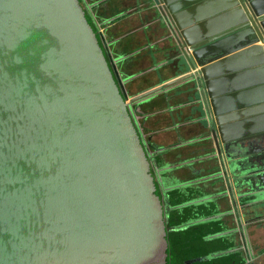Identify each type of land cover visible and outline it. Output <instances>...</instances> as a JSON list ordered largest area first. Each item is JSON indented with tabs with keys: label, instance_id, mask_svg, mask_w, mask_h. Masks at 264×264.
Returning a JSON list of instances; mask_svg holds the SVG:
<instances>
[{
	"label": "water",
	"instance_id": "obj_1",
	"mask_svg": "<svg viewBox=\"0 0 264 264\" xmlns=\"http://www.w3.org/2000/svg\"><path fill=\"white\" fill-rule=\"evenodd\" d=\"M149 9L203 82L235 202H264V0ZM156 90L124 98L79 0H0V264H167L128 111Z\"/></svg>",
	"mask_w": 264,
	"mask_h": 264
},
{
	"label": "flooded vegetation",
	"instance_id": "obj_2",
	"mask_svg": "<svg viewBox=\"0 0 264 264\" xmlns=\"http://www.w3.org/2000/svg\"><path fill=\"white\" fill-rule=\"evenodd\" d=\"M79 2L85 10V15L92 20L99 45L124 98L127 101H131L142 92L151 89L156 90L160 87V89L145 99L130 103L128 111L141 142L147 151L151 164V173L162 195L165 226L168 223L171 212L175 210L168 203V193L178 189L183 199L182 203L176 207L178 211L177 218L182 220L178 229L183 233H194L197 237L200 234L202 235L199 246H194L197 251L212 249L213 222L229 218V212L227 210L223 213L213 212V199L215 197L213 194V178L215 177H213V135L211 131L213 115L203 82L200 85H195L192 81L193 70L189 68L185 61L182 47H178L175 41L176 37H171L167 28L159 25V20L157 19L159 14L149 9L152 0H107L101 4L103 8L113 4V2L114 4L118 3V6L120 5L118 11L123 10L119 13L116 12L115 17L113 16L115 19L112 21L114 25H118V28L124 27V38L127 41L126 47L129 48L131 46L129 53L132 52L133 55L132 60L128 59L123 62L126 66H124L125 70L123 71L118 67L120 66L118 65L120 60L115 56L113 48L109 52L104 46L101 35L104 30V24L100 20L101 10L98 12V7L90 8V5H87L84 0H79ZM122 13L129 14L121 15ZM94 17L98 21H95ZM129 18H131V22H127ZM144 27L146 35L142 31ZM135 37L137 40L134 41ZM177 37L181 40L178 32ZM157 97H159V100H157ZM152 117L158 120L162 119L160 128L156 132L167 135L164 137V144L168 146V150L163 147L156 149L160 153H157V156L153 154L154 151L149 147L147 141V122ZM200 117L203 119L200 120ZM201 125L205 132L199 130ZM190 147L193 149L187 152L186 155L181 159L179 156V170L182 172L181 182L177 181L166 185L164 184L165 180L162 178L158 180L157 176L160 175L162 177L166 173V178L169 175V170L178 166L173 163L175 157L169 159L167 153L176 149L178 152L182 149L183 152L185 151L184 149ZM159 157L161 158L162 167L157 168L155 161ZM186 173L187 175L184 176ZM193 175H196V177ZM241 188L243 189L244 187ZM229 192L230 196L225 195L221 199L226 200L225 198H227L231 201L230 204L233 209L231 214L235 215L237 224L241 227L243 233L238 234L235 224V228L226 229L221 233V236L224 237L226 242L233 244L232 251L240 253L244 264H253L251 259L264 255V252L251 256L248 249L243 251L240 248L244 243L249 247V241H247L249 219L247 215L250 206L236 207L235 192L231 190ZM224 206L225 203H222V207ZM244 211H247V214ZM183 243L184 248L192 246L191 240L183 241ZM210 257L213 258V253L210 254ZM204 259L206 258H197L198 261ZM191 262L188 260L186 264Z\"/></svg>",
	"mask_w": 264,
	"mask_h": 264
},
{
	"label": "crops",
	"instance_id": "obj_3",
	"mask_svg": "<svg viewBox=\"0 0 264 264\" xmlns=\"http://www.w3.org/2000/svg\"><path fill=\"white\" fill-rule=\"evenodd\" d=\"M85 3L87 5H92V4H97V3H100V2H105L107 0H84ZM120 6V5H119ZM118 6V3H115L113 2V4L111 5H107V6H104L102 8V5H100V7L98 6V12L101 10L100 12V20L102 21V23L104 24V30H103V33L101 34L102 35V38H103V43H104V46L105 48L110 52L111 48H113V51L115 52V56L120 60V66L119 69L121 71L125 70L124 68L126 67L123 62L130 59L132 60L133 58V55H132V52L129 53V50L131 49V46H129V48L126 47L127 45V41H126V38H124L125 36V31H123V28L124 27H121V28H118L116 25H114V23L112 22L115 18V16L113 15L114 12H121V11H118V8H120ZM91 8V7H90ZM129 14V13H128ZM128 14H124L122 13L121 15H128ZM114 16V17H113ZM134 17V16H133ZM95 21H98L95 17H94ZM127 22H131V18H129L127 20ZM137 40V38L135 37L134 38V41ZM260 45V44H259ZM134 53V52H133ZM132 55V56H130ZM114 56V57H115ZM125 59V60H124ZM125 66V67H124ZM128 72V71H126ZM129 74V72H128ZM131 74V73H130ZM157 100H159V97H157ZM157 100H155L157 102ZM201 112L204 113L203 110H201ZM206 113V111H205ZM202 116V115H201ZM203 119L202 117H200V120ZM203 121V120H202ZM162 122V119L160 118L159 120L158 119H154L153 117L151 119H148V136H147V141H148V145L149 147L154 151V155L157 156L158 153L156 149H159L161 147H163L164 149L168 150V146H166L164 143H165V138L167 135H163V134H158L156 131L158 128H160V123ZM214 117H213V126H214ZM204 125V124H202ZM202 125L200 126L201 129V132H205L202 128ZM151 133V134H149ZM202 135V134H201ZM188 139V138H186ZM193 148L190 147V148H187V149H184L185 151L182 152V149H180V152L176 150H173L168 154V156L170 157V159H174L173 163H176L178 166L176 168H171L169 170V175L168 177L165 178V183L166 185H169V183H172V182H181L180 180H182V177H181V171L179 170V164H178V161H179V156H180V159L187 154V152H189L190 150H192ZM156 153V154H155ZM158 153V154H157ZM214 154L215 156H217L216 154V149H215V146H214V141H213V157H214ZM226 155L224 154L223 152V157H225ZM158 159L161 160V158L159 157ZM214 162L216 163L218 161V157H215V159H213ZM213 162V163H214ZM204 164V163H203ZM221 167L220 165V161H219V164L217 163V165H214L213 167V177L214 176H217L218 173H220V171L222 172V169L219 168ZM215 168V169H214ZM176 171V173H175ZM191 174V173H190ZM167 174L165 173L164 176H166ZM186 174H184V176H186ZM220 175V174H219ZM196 177V175H193ZM159 177V176H157ZM218 176L217 178L220 179V186L219 184L217 186H213V188H218L220 187L222 189V194L223 196L225 195H228L230 196V192L226 189V184L225 182L223 181L222 177ZM215 182V181H213ZM224 182V183H223ZM216 183V182H215ZM213 194L215 195L214 199H213V210L215 211V213H223L224 211H228L229 214H228V217L229 218H225V219H220V220H217L219 223H221V225L225 228V229H231L233 227L232 225V214H231V211H233L232 209V205L230 204V200L225 198L226 200L224 199H220L218 198V196L215 194V192L213 191ZM236 195V194H235ZM224 198V197H223ZM222 203H225V206L222 207ZM236 207H239L238 203L236 204ZM264 227L263 224H261V228ZM264 229V228H263ZM251 248V246H250ZM264 252V248H261L257 254L255 255H259L261 253ZM253 254V253H252Z\"/></svg>",
	"mask_w": 264,
	"mask_h": 264
},
{
	"label": "trees",
	"instance_id": "obj_4",
	"mask_svg": "<svg viewBox=\"0 0 264 264\" xmlns=\"http://www.w3.org/2000/svg\"><path fill=\"white\" fill-rule=\"evenodd\" d=\"M119 13V12H118ZM113 15H116L114 12ZM86 19L94 31V25L92 20L86 16ZM157 168L162 167L161 160L158 159L156 163ZM165 180V176L161 177ZM156 186V195L162 198ZM168 203L173 210L170 214L168 223L166 224L167 229V242H168V257L167 264H186V261H192L190 264H244V260L241 258L238 251H232L233 244L226 242L221 233L226 229L219 222H213V248L208 250L197 251L195 247L199 246V241H201V234L197 237L194 233L186 232L183 233L178 229L181 225V219L178 217V211L176 207L182 203L183 199L180 196V191L178 189L172 190L168 193ZM214 206V205H213ZM215 213V211L213 210ZM204 235V233H203ZM191 240L192 246L184 248L183 241ZM202 245V243H200ZM196 249V251H195ZM213 253V258L210 254ZM206 258L204 260L198 261L197 258Z\"/></svg>",
	"mask_w": 264,
	"mask_h": 264
},
{
	"label": "rangeland",
	"instance_id": "obj_5",
	"mask_svg": "<svg viewBox=\"0 0 264 264\" xmlns=\"http://www.w3.org/2000/svg\"><path fill=\"white\" fill-rule=\"evenodd\" d=\"M215 157H218V156H215V154H214L213 159H215ZM169 159H170V157H169ZM220 160H221V158H218V161L216 163L213 160V162H214L213 167H214V165H217V163L219 164ZM156 163H157V160L155 161V166H156ZM261 163L262 162H259V164H261ZM175 173H176V171H175ZM221 173L222 172L218 173L217 176H214L215 178H213V181H215L216 183L213 182V186H217L218 184L220 186L221 180L217 178L218 176L222 177L225 184L227 183L225 180V177L223 176V173L222 174ZM160 178H161V176L158 177V180H160ZM226 187H227L228 191L231 190V189H229L230 184H229V186H227V184H226ZM213 191L218 196V198L221 199V197H224L223 194L221 193L222 189L220 187H218V188L214 187ZM248 206H250L249 211H248V215H247V217L249 219V228L247 230L248 231V240L247 241H249V247H247L244 243V245H241L240 248L243 251H246L248 249L251 256H256L255 253H257L261 248H264V229H263L264 227L261 228V224H263V226H264V202L258 203L255 205L252 204V205H248ZM246 212L247 211H244V213H246ZM232 216H233V218H232L233 227L232 228H235V224H236V231L238 232V234H242L243 231H242L241 227L237 224L235 215L232 214ZM245 220H246V218H245ZM250 246H251V248H250ZM251 261L253 262V264H264V255L253 258V259H251Z\"/></svg>",
	"mask_w": 264,
	"mask_h": 264
}]
</instances>
